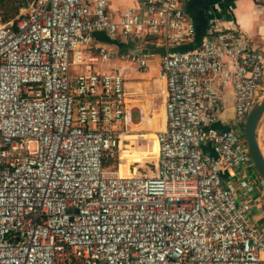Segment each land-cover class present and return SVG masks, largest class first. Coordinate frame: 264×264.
I'll list each match as a JSON object with an SVG mask.
<instances>
[{"label": "built area", "instance_id": "1", "mask_svg": "<svg viewBox=\"0 0 264 264\" xmlns=\"http://www.w3.org/2000/svg\"><path fill=\"white\" fill-rule=\"evenodd\" d=\"M186 1L30 0L0 13V264H264V180L244 137L264 95V36L219 26L173 50L195 35ZM158 48L157 160L121 176L133 107L120 70L97 66L145 70Z\"/></svg>", "mask_w": 264, "mask_h": 264}, {"label": "crops", "instance_id": "2", "mask_svg": "<svg viewBox=\"0 0 264 264\" xmlns=\"http://www.w3.org/2000/svg\"><path fill=\"white\" fill-rule=\"evenodd\" d=\"M136 2L137 0H126L123 5H119L115 0H109L110 6H112L113 9L119 11L123 10L126 7L135 5ZM182 5L184 11L193 20L196 29L195 35L188 42L179 45L182 46L183 48H186L185 50H191L198 47L200 44H202V41L207 37V35L210 32H212L214 28L219 26H233L238 29H241L249 37L253 38L254 41H256V43H260L259 37L264 36V0H188L184 2ZM27 6L23 8H27ZM96 39L101 43L102 46L106 48H108L107 46L108 44H115V48L111 49L112 51L129 52V50L126 47L119 46L116 40L109 38L105 34H97ZM108 49L110 50V48ZM158 58H159L158 61L160 63V57ZM116 59H120L128 63V64L125 63L124 65H119L118 63H112L108 66L110 67V69L111 68L119 69L120 72L123 74L124 83H125L124 85L127 92L129 93L128 102L130 103V106H133L132 105L134 104L133 100H135V102L136 101L138 102L134 104L137 106H133V111L136 110L138 112V108H142L140 107V105L146 104L147 105V107H145L146 109L143 108L142 109L144 110V112L149 114L150 117V115H152V111L158 108L160 103H162L164 108V100L166 95L165 85H164L165 82L164 79L161 78L158 74L160 68L159 63L157 69V76L152 77L151 81H145V82L137 81L131 83L126 81L127 75L125 74V72H123V70L130 65L135 66V68L138 71L141 69H139L135 63H131L126 58L116 57L113 58V60L111 59L109 61H114ZM141 71L147 72L148 66L146 67L145 70H141ZM162 81L164 82L163 87L160 85ZM163 89H164V95L162 94ZM137 90H143L144 92H140L139 95H136L137 93H135L134 91ZM153 90H155L154 93ZM156 99H160L161 102L158 103L157 101H155ZM225 100L227 101V103L228 102L230 103L228 106L225 104L226 114L227 111H230V114L227 115H232L234 102H233V91L231 85L226 86L225 94H224V103H226ZM147 130L148 129L144 128L141 129L140 131L142 133H145ZM257 138L259 145L261 147V151L264 156V146H263L264 145V115L258 123ZM263 209H264V203H263ZM262 216H264V213ZM262 221H264V217L262 218Z\"/></svg>", "mask_w": 264, "mask_h": 264}, {"label": "rangeland", "instance_id": "3", "mask_svg": "<svg viewBox=\"0 0 264 264\" xmlns=\"http://www.w3.org/2000/svg\"><path fill=\"white\" fill-rule=\"evenodd\" d=\"M29 1L30 0H0V12L3 15V19L6 21V20H10V19H13L14 17H16L24 9L23 7L27 6ZM115 1L119 5H123L126 0H115ZM107 46H108V48H110V50L115 48V44H108ZM154 53L155 54H154L153 57H149L147 59V66H148V71L147 72L141 71V70L138 71L135 68V66H133V65L127 66L123 70V72H125V74L127 75L126 76V81L127 82L133 83V82H137V81H142V82L151 81L152 77L157 76V69H158V63H159V61H158L159 58L158 57L162 56L163 50L161 48L160 49L158 48V49H155ZM112 63H118L119 65H124L125 63L128 64L126 61H123V60H120V59H116L114 61H109L107 63H103L102 65L97 66V67L100 70H107V69H110V67L108 65H110ZM163 83H164L163 81L160 83V85L162 87H163ZM134 92L137 93L136 95H139L140 92H144V91L143 90H137V91H134ZM154 92H155V90H153V93ZM162 94L164 95V89L162 91ZM155 101H157L158 103L161 102L160 99H156ZM225 102H226L225 104L227 106L230 104L229 102L227 103L226 100H225ZM133 103L135 104V103H138V102L137 101L135 102V100H133ZM152 112H154L157 115H159L158 118L161 120V122L157 123L156 125L157 126L158 125H162V123L164 122L163 121V119H164V110H163L162 103H160L159 107L156 108L155 110H153ZM227 114H230V111H227ZM132 117H133V121H137L138 120L139 116H138V112L136 110L133 111ZM150 122L151 121H149L146 124L147 127L150 126ZM137 133H142V132L140 131V132H137ZM154 136H155V133H153V132L141 135V138H143V141H145L147 149H145L143 151L141 150V154L140 155L144 156L145 159H148V158H150V159L147 162L143 163V164H140V163H133L132 164L131 163V165L129 166L130 169H131V167L138 166V169H139V171L142 174L146 173V172L147 173L150 172V171H148V168L149 167H153L154 161L157 160L156 159L157 158V149H156L155 143H153ZM149 137L152 139V142H151L150 146H149V142L147 140ZM261 144H263V143H261ZM120 161L121 160L118 159L114 163V166H115L116 169H118V164H119ZM132 170H133V168H132ZM121 171H122L123 174H127V169H126L125 166H121ZM263 203H264V200H263Z\"/></svg>", "mask_w": 264, "mask_h": 264}, {"label": "bare ground", "instance_id": "4", "mask_svg": "<svg viewBox=\"0 0 264 264\" xmlns=\"http://www.w3.org/2000/svg\"><path fill=\"white\" fill-rule=\"evenodd\" d=\"M133 106H137L132 104ZM132 106V107H133ZM140 107H142L143 109H146L145 107H147L146 105H140ZM164 110V108H163ZM149 117V116H148ZM147 117V118H148ZM159 115H157L156 113L152 112V115H150V117L147 119H145V121H142L140 123H133L132 124V129L135 131L133 133H129V134H125V138L129 139V142L127 144L121 143L120 144V149H119V160H121L118 164V173L121 176H128V175H139L141 174V172L138 170V166L134 167L132 170V167L130 169V165L131 163H140L143 164L145 162H147L150 158L145 159L144 156L140 155L141 154V150H145L147 149V146L145 144V141H143V138H141L142 134H148L150 132L155 133V131H159L163 128L164 125V120H165V112H164V122L162 123V125H156L157 123L161 122V120L158 118ZM150 122V126H146V124ZM148 129L145 133H137V131H140L141 129ZM149 142V146L152 142V139L149 137L148 139ZM153 143H155L156 145V149H157V155H158V151H159V145H158V141L156 139V136H154L153 139ZM121 166H125L127 169V174H123L121 171ZM149 174H151V172H149Z\"/></svg>", "mask_w": 264, "mask_h": 264}, {"label": "water", "instance_id": "5", "mask_svg": "<svg viewBox=\"0 0 264 264\" xmlns=\"http://www.w3.org/2000/svg\"><path fill=\"white\" fill-rule=\"evenodd\" d=\"M130 53L139 54L138 49H129ZM145 52V51H143ZM264 115V95L258 99L247 115L244 124V137L250 153L253 166L258 175L264 180V156L257 138L258 123Z\"/></svg>", "mask_w": 264, "mask_h": 264}, {"label": "trees", "instance_id": "6", "mask_svg": "<svg viewBox=\"0 0 264 264\" xmlns=\"http://www.w3.org/2000/svg\"><path fill=\"white\" fill-rule=\"evenodd\" d=\"M17 11V10H16ZM15 11V12H16ZM16 14V13H15ZM186 48H183L182 46H177L176 48L174 47L173 50H185Z\"/></svg>", "mask_w": 264, "mask_h": 264}]
</instances>
